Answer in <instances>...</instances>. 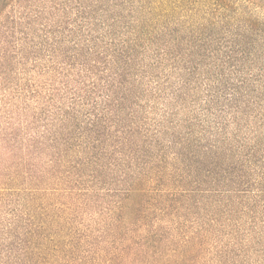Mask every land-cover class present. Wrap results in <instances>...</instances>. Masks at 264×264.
I'll use <instances>...</instances> for the list:
<instances>
[{
    "label": "trees",
    "instance_id": "1",
    "mask_svg": "<svg viewBox=\"0 0 264 264\" xmlns=\"http://www.w3.org/2000/svg\"><path fill=\"white\" fill-rule=\"evenodd\" d=\"M243 1L8 0L0 264H264V24Z\"/></svg>",
    "mask_w": 264,
    "mask_h": 264
},
{
    "label": "rangeland",
    "instance_id": "2",
    "mask_svg": "<svg viewBox=\"0 0 264 264\" xmlns=\"http://www.w3.org/2000/svg\"><path fill=\"white\" fill-rule=\"evenodd\" d=\"M243 1V0H242ZM8 0H0V23L2 24L8 14ZM244 7L248 12L258 17L264 24V0H245ZM0 24V25H1ZM3 25V24H2Z\"/></svg>",
    "mask_w": 264,
    "mask_h": 264
}]
</instances>
